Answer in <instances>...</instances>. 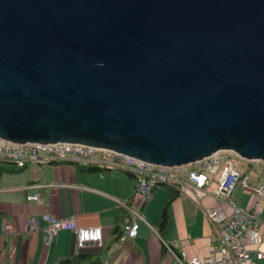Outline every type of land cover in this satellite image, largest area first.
<instances>
[{"label":"water","instance_id":"95a60500","mask_svg":"<svg viewBox=\"0 0 264 264\" xmlns=\"http://www.w3.org/2000/svg\"><path fill=\"white\" fill-rule=\"evenodd\" d=\"M264 161V0H0V144Z\"/></svg>","mask_w":264,"mask_h":264},{"label":"crops","instance_id":"0c3cea01","mask_svg":"<svg viewBox=\"0 0 264 264\" xmlns=\"http://www.w3.org/2000/svg\"><path fill=\"white\" fill-rule=\"evenodd\" d=\"M236 166V165H235ZM82 167V166H81ZM246 173V166H236ZM216 174H210L206 193L196 196L189 186L178 188L177 194L167 204L164 223L160 226L161 210L170 193L164 185L157 186L142 204L136 235L119 242L111 232L113 224L120 225L123 212L116 200L138 203L132 175L121 170L87 171L71 163L28 164L18 170L0 174V264H57L64 257L77 253L96 255L101 264H178L163 246V241L173 244L186 255L204 256L210 249V235L214 225L206 217V208L216 205L212 190ZM260 181V175L249 176V184ZM38 190L40 203L26 201V193ZM235 204L249 207L253 194L241 183L231 192ZM225 205L226 198H219ZM50 212L56 217L73 216L85 226H99L102 231L101 246L77 247L71 231L60 230L54 240L44 244L40 232H27L30 214ZM13 223L14 231L2 234V218ZM261 238L251 246L249 264H264V256L256 257L255 248L264 250V195L261 199Z\"/></svg>","mask_w":264,"mask_h":264},{"label":"built area","instance_id":"2783aa9c","mask_svg":"<svg viewBox=\"0 0 264 264\" xmlns=\"http://www.w3.org/2000/svg\"><path fill=\"white\" fill-rule=\"evenodd\" d=\"M235 156L238 157L231 151H219L192 163L161 165L81 144H0V160H8L17 167L66 162L103 170H121L132 175L135 180L134 191L139 200L136 204L126 200H116L118 207L125 211L118 236L119 242L136 235L139 221L144 220L140 208L157 186L164 185L178 189L187 185L194 195L200 196L206 193L205 186L209 175L216 174V186L212 194L218 202L205 210L206 217L215 228V232L210 235L209 252L204 256H188L183 250L175 249L173 244L163 241L164 248L178 264L250 263L251 246L257 244L261 238L260 213L261 199L264 195V161L243 159L247 165L246 175L236 168L233 161ZM253 173L260 175V181L250 185L249 176ZM238 183L248 187L253 194L249 207L237 206L231 196L233 188ZM221 196L226 198L225 205L219 199ZM25 199L37 203L42 201L38 190L26 193ZM64 229L73 233L77 247L102 244V231L99 226L80 225L73 216L56 217L46 211L30 214L27 218V232H40L44 244H49L57 233ZM13 231V223L7 217H3L2 234ZM254 253L258 258L264 256V250L258 247L254 249Z\"/></svg>","mask_w":264,"mask_h":264},{"label":"trees","instance_id":"16d2710c","mask_svg":"<svg viewBox=\"0 0 264 264\" xmlns=\"http://www.w3.org/2000/svg\"><path fill=\"white\" fill-rule=\"evenodd\" d=\"M20 168H22V167H17L12 162H10L8 160H0V174L3 171H14V170H18ZM80 168L84 169V170H87V171H90V172H93V171H102V172H104V171H106V170H103V169H98V168H93V167H85V166L84 167L80 166ZM246 172H247V169H246ZM166 187H168L170 189V193L167 196V199H166V201H165V203H164V205L162 207V210H161V219H160V222H159L160 226H162L163 223H164L165 209H166L167 204L170 202V200H172L174 198V196L178 192V189H176V188H173V187H170V186H166ZM119 211L123 212V217L122 218L124 220L125 211L123 209H121L120 207H119ZM122 222H121L120 225H117V224H113L112 225L111 232L114 234V238L116 240H118V236H119L120 231H121ZM57 264H101V261L94 254L77 253V254H74V255H71V256H67V257H64V258L60 259Z\"/></svg>","mask_w":264,"mask_h":264},{"label":"rangeland","instance_id":"374dc122","mask_svg":"<svg viewBox=\"0 0 264 264\" xmlns=\"http://www.w3.org/2000/svg\"><path fill=\"white\" fill-rule=\"evenodd\" d=\"M233 161H234V164H235L236 166L241 165V166L243 167V165H245V166L247 167L245 161H244L243 159H241V158H238V157L235 156V157L233 158Z\"/></svg>","mask_w":264,"mask_h":264}]
</instances>
